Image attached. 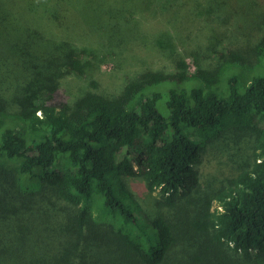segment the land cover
Listing matches in <instances>:
<instances>
[{
  "label": "trees",
  "instance_id": "16d2710c",
  "mask_svg": "<svg viewBox=\"0 0 264 264\" xmlns=\"http://www.w3.org/2000/svg\"><path fill=\"white\" fill-rule=\"evenodd\" d=\"M182 1L23 0L8 7L29 32L31 50L10 47L34 77L14 85L8 99L0 96V264H264V33L241 34L249 0L187 1L218 59L209 69L189 74L180 57L173 71L144 70L116 93L91 80L73 102L57 95L33 107L25 95L45 83L51 97L64 77L93 71L89 57L76 53L105 13L119 20L136 4L166 11ZM254 2L264 12V0ZM5 32L0 23L2 45ZM238 68L252 73L244 91ZM231 128L254 137L252 160L201 192L194 165L205 144ZM132 176L149 194L158 190L152 218L126 185ZM54 201L65 207L53 208ZM29 217L32 229L22 223Z\"/></svg>",
  "mask_w": 264,
  "mask_h": 264
},
{
  "label": "rangeland",
  "instance_id": "374dc122",
  "mask_svg": "<svg viewBox=\"0 0 264 264\" xmlns=\"http://www.w3.org/2000/svg\"><path fill=\"white\" fill-rule=\"evenodd\" d=\"M24 1L28 4L34 0ZM187 1L184 3L183 0L179 4L180 8L171 7V10L166 11L162 10L159 3L151 2L149 8H141L140 5L136 4L135 7L132 6L129 11L125 12L123 19H119L120 21L113 15H108V12L105 13L102 19L95 20L94 34L91 35L88 43L83 44L76 53L80 56L89 57L93 62V71L81 78L64 77L58 83V89L51 97L45 83L41 85L32 84L26 87L25 92V95L29 96H27L29 103L36 107L44 102L54 100L57 95L59 98L64 97L67 102H73L80 95L82 89L86 88L85 86L91 85V80L97 81V90L105 93H116L129 79L144 70L173 71L174 64L180 57L184 59L186 71L189 74L194 73L197 66L209 69L214 63L216 65L218 59L216 54L210 53L213 48L206 37L207 33L203 28L202 21L192 10L191 3ZM17 2L24 3L23 0H0V23L4 28L5 26L8 28V33L5 32L3 35L5 40H8V45L0 44V96L7 99L8 96L11 97L14 85L34 77V69L28 68L29 65H26V61H20L16 58L14 50L10 47L13 43H17L25 45L29 51L31 50L30 45H28L30 41L29 32L24 30L8 11V7ZM120 27H123L122 31ZM263 33L264 12L254 0H249L243 17L241 34L249 38H258L255 35L261 36ZM39 43L44 50L45 45L42 41ZM206 46L208 47L207 50L205 49ZM172 48L176 49V53L170 52ZM24 52V56L28 60V52ZM37 53L42 57L44 52L38 50ZM23 63L27 69L21 67ZM246 70L242 68L236 70L240 91H244L247 85L246 79L252 75L251 71L246 72ZM241 76L245 79V83ZM185 86L187 89L190 88L189 83ZM16 108V104L12 106L10 102L9 109L14 112L13 110ZM253 146L254 137L251 134L234 130V128L224 130L218 137L209 140L205 144L198 162L194 165L201 192L208 191L211 187H218L220 179L229 171L250 162ZM7 166L11 168L13 165ZM124 180L128 189L133 192L145 217L152 218L156 214V199H160L158 190L149 194L139 176H132ZM0 194H2L1 191ZM1 198L3 197L0 196ZM51 198L54 199V197ZM61 207H65V205L60 201H54L53 208L59 210ZM22 223L27 228L32 229L33 218L29 217L25 222L22 220ZM0 233L3 234L1 230ZM9 239L6 235L7 243H9ZM227 252L231 259L242 260L240 254H234L232 251Z\"/></svg>",
  "mask_w": 264,
  "mask_h": 264
}]
</instances>
